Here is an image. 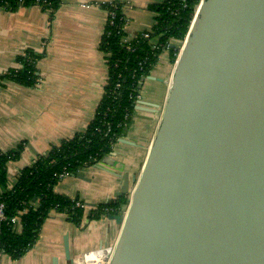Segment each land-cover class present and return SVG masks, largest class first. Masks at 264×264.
Here are the masks:
<instances>
[{
	"label": "water",
	"instance_id": "obj_1",
	"mask_svg": "<svg viewBox=\"0 0 264 264\" xmlns=\"http://www.w3.org/2000/svg\"><path fill=\"white\" fill-rule=\"evenodd\" d=\"M133 111L150 120L159 107ZM121 196L108 264H264V0L201 1L141 174L132 191L124 176Z\"/></svg>",
	"mask_w": 264,
	"mask_h": 264
},
{
	"label": "crops",
	"instance_id": "obj_2",
	"mask_svg": "<svg viewBox=\"0 0 264 264\" xmlns=\"http://www.w3.org/2000/svg\"><path fill=\"white\" fill-rule=\"evenodd\" d=\"M163 1L60 0L54 12L38 6L13 12L0 10V76L20 69L17 58L26 51L39 56L35 64L38 78L33 86L0 79V152L23 145L19 159L7 164L9 188L23 168L48 154L53 146L81 135L92 121L107 78L104 55L99 50L107 18L102 5H122L128 19L126 33L133 37L152 26L153 14L148 6ZM173 67L163 52L150 75L164 81L143 83L142 88L147 86L156 96L145 99L142 90L140 99L157 105L159 113L147 114L151 119H139V123L132 118L122 137L132 144L117 141L102 163L77 172L83 179L70 176L59 181L53 189L56 194L97 207L114 201L125 175L133 190L159 126ZM120 230L108 217L93 220L85 215L75 225L64 214L52 211L35 244L18 261L0 251V264H52L53 259L69 264L64 255L66 236L70 259L74 264H84L82 260L88 254L113 251Z\"/></svg>",
	"mask_w": 264,
	"mask_h": 264
},
{
	"label": "trees",
	"instance_id": "obj_3",
	"mask_svg": "<svg viewBox=\"0 0 264 264\" xmlns=\"http://www.w3.org/2000/svg\"><path fill=\"white\" fill-rule=\"evenodd\" d=\"M200 2L164 0L148 6V11L153 14L148 39H143L138 33L136 38L124 41L126 34L118 26V19L111 26L106 23L99 41V50L104 55L107 68L106 84L95 115L86 130L71 140L53 146L48 154L38 156L34 163L20 171L11 188L8 187L7 164L19 159L23 145L0 152V204L4 206L6 217L0 223V251L3 254L18 261L35 244L40 228L52 211L64 214L75 225L81 223L87 212L74 207L78 199H70L53 191L59 182L53 177L54 174L65 168L71 175H75L83 167L93 166L111 154L112 146L102 135L95 133L96 127L101 126L100 123H109L111 131L108 135L114 136L116 140L123 137L126 128L117 126L122 123H127V128L130 126L132 118L124 120V116L126 111L129 114L133 111L139 83L143 77L150 75L163 52L167 54L170 66H174L180 44L184 43ZM115 4L120 5L110 3L102 6L107 11ZM59 5L60 0H0V10L4 12L34 6L54 12ZM116 16L122 17V12L117 10ZM38 58L31 51H26L17 58L21 68L9 71L0 79L33 86L38 78L35 68ZM145 59L146 64L141 70L138 65ZM117 82L120 88L115 91ZM128 202L124 196L115 198L111 203L92 208L88 218L98 220L104 216L120 215ZM12 218L19 219L18 232L10 223Z\"/></svg>",
	"mask_w": 264,
	"mask_h": 264
},
{
	"label": "built area",
	"instance_id": "obj_4",
	"mask_svg": "<svg viewBox=\"0 0 264 264\" xmlns=\"http://www.w3.org/2000/svg\"><path fill=\"white\" fill-rule=\"evenodd\" d=\"M202 1V0H201ZM201 3V2H200ZM110 4V3H109ZM200 5V4H199ZM113 7L110 9V10H107L106 11V13H107V18H106V23H109V25L111 26V25H113V23H115V21L118 19V22H119V24H118V26H121V29L124 31V33L126 34V38L124 39V41H129V40H131V39H134V38H136V36L138 35V34H136V35H134L133 37H128L129 35H127V33H126V29H127V26H128V19H127V17H126V15L124 14V12H123V7H122V5L120 4L119 6L118 5H112ZM198 8V7H197ZM197 8H196V11H195V13H194V16H193V19H192V21H191V23H190V27H191V25H192V23H193V20H194V17H195V15H196V12H197ZM117 10H120L121 12H122V17H120V18H117V16H116V11ZM105 23V24H106ZM190 27H189V30H190ZM150 29L151 28H149V29H147V30H145V31H142V32H140V34H141V36H142V38L143 39H148V37H149V32H150ZM189 32V31H188ZM187 37V36H186ZM186 39V38H185ZM185 41V40H184ZM184 44V43H183ZM183 46V45H182ZM182 48V47H181ZM166 49V48H165ZM181 50V49H180ZM146 64V59L143 61V62H140L139 63V67L141 68V70L142 69H144L143 68V66ZM147 77V76H146ZM146 77H143L142 78V80H141V82L139 83L140 84V89H139V91H138V96H137V98H136V100H135V102H134V105H133V107L137 104V101L138 100H141L140 99V95H141V92H142V86H143V83L146 81ZM119 88H120V83L119 82H117L116 84H115V86H114V90L115 91H118L119 90ZM133 113H134V111H132L130 114H129V112L128 111H126V114H125V116H124V120H128V119H130V118H133ZM100 125L101 126H97L96 127V129H95V133H97V134H99V135H102V137L103 138H105V139H107V141H108V144L109 145H111V146H113L118 140H116L115 139V137L114 136H110V135H108L109 134V132L111 131V125L109 124V123H106V122H104V123H100ZM117 127H122V128H127V123H122V124H119ZM70 176H73V175H71L65 168L64 169H62V171L61 172H59V173H56V174H54V178H56L58 181H61V180H63V179H66V178H68V177H70ZM74 207L75 208H79V209H83L85 212H88L89 211V207L87 206V205H85L84 203H82V202H80V201H77L76 203H75V205H74ZM94 209V208H93ZM105 217V216H104ZM6 220V217H5V215H4V206H3V204H0V223L1 222H4ZM19 222V219L18 218H12L11 220H10V223L14 226V230L16 231V232H18L19 230H20V223H18Z\"/></svg>",
	"mask_w": 264,
	"mask_h": 264
},
{
	"label": "bare ground",
	"instance_id": "obj_5",
	"mask_svg": "<svg viewBox=\"0 0 264 264\" xmlns=\"http://www.w3.org/2000/svg\"><path fill=\"white\" fill-rule=\"evenodd\" d=\"M105 254L103 253H92L86 255L84 259L82 260V263L84 264H108L105 261Z\"/></svg>",
	"mask_w": 264,
	"mask_h": 264
},
{
	"label": "rangeland",
	"instance_id": "obj_6",
	"mask_svg": "<svg viewBox=\"0 0 264 264\" xmlns=\"http://www.w3.org/2000/svg\"><path fill=\"white\" fill-rule=\"evenodd\" d=\"M181 47H182V45L180 44V49H181ZM162 59H163V57H161ZM147 81H145V83H146ZM148 83H150V82H148ZM141 90H143V92H144V96H143V98H145V99H151L152 97H155L156 96V92L155 91H152V90H150L147 86H145L144 88H142ZM141 122V121H140ZM135 123H139V121L138 120H135ZM133 127H135V124H134V126ZM128 128H126V130H127ZM125 130V131H126ZM108 156V155H107ZM100 163H102V161L100 162ZM83 168H85V167H83ZM79 171H81V169L79 170ZM61 182V181H60ZM125 211V208L123 209V211H122V213ZM121 213V214H122ZM103 218H106V217H103Z\"/></svg>",
	"mask_w": 264,
	"mask_h": 264
},
{
	"label": "flooded vegetation",
	"instance_id": "obj_7",
	"mask_svg": "<svg viewBox=\"0 0 264 264\" xmlns=\"http://www.w3.org/2000/svg\"><path fill=\"white\" fill-rule=\"evenodd\" d=\"M95 208V207H94Z\"/></svg>",
	"mask_w": 264,
	"mask_h": 264
}]
</instances>
